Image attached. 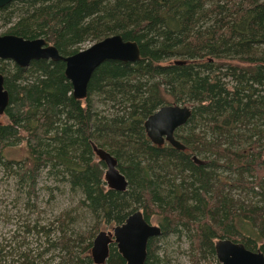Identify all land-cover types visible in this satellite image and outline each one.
<instances>
[{
    "label": "trees",
    "instance_id": "1",
    "mask_svg": "<svg viewBox=\"0 0 264 264\" xmlns=\"http://www.w3.org/2000/svg\"><path fill=\"white\" fill-rule=\"evenodd\" d=\"M202 2L203 0H17L0 8L1 18L6 26L3 33L29 39L42 37L63 56L84 48V42H94L113 34H120L124 40L136 41L140 48V59L135 62L102 61L92 72L84 99L73 97L71 83L64 75L65 64L62 60L37 59L30 61L26 67H19L10 60L0 59V73L3 74L4 88L9 94V103L3 113L5 121L0 122V166L25 187L29 198L36 195L42 172L57 180L62 168L69 180L80 186L83 204L90 210H106L110 214L116 201H122V209L128 207L131 197L134 204L143 207L146 219L153 213L157 214L161 233L173 229L177 222L176 211L181 213L182 198L176 196L179 185L175 184V179L162 176V172L170 165L171 155L166 154L165 149H176L168 143H165L166 147L151 143L144 128L140 126L139 119L157 104L163 105L173 100L171 94L164 93L161 82L150 81L159 71L172 72L185 66L183 61L160 60L176 54L172 47H167L169 42L166 40L170 39L171 34L182 35L180 50L188 57L200 55L195 51L199 48L196 47L199 46L198 40L195 47L190 42L187 43L183 30L186 32L188 28L183 25L191 23L194 9H200ZM215 12L220 17L216 19V26L208 32L209 40L207 38L204 45L210 52L214 51L213 48L226 44L227 34L245 38V45L256 40L264 43V24L261 23L264 3L240 0L239 3L228 4L226 8L217 5ZM215 53H218L217 50ZM220 65L228 68L230 77L237 76L236 69L240 68L238 65ZM246 80L257 84V87L249 84L251 90H247V94L257 96L255 100L250 101V96L239 95L237 90L229 93L223 82L212 83L207 78L197 80L190 93L200 101L203 111L212 109L213 112H219L209 118L214 134L211 148H216L219 159L207 158L205 163L193 164L190 160L193 155L186 153L184 149L181 152L185 156L177 158L178 165L175 167L179 168L176 172L182 181H189L184 176L185 165L194 172L199 182L197 197L203 217L192 223V229L198 236L197 241L200 240V247L207 251L212 249L210 237L216 234L240 242L250 250H257L263 240L260 234L264 235V128L255 137H249L247 142L243 141L238 130L245 126L244 120L253 112H258L264 121V64L250 77H245L244 82ZM93 93L105 94L116 108L114 113L123 111L118 121H115L116 124L111 117H105V122H98L91 96ZM212 93L223 96L221 110L212 108ZM143 95H146L147 102L144 100L139 105L134 98ZM245 97L247 99L244 101ZM129 101L130 110H126ZM203 101L206 105L202 104ZM122 136L126 137L127 142H133L137 146V149L131 147L126 151V155L132 160L129 164L117 163L120 172L126 174L129 191H116L107 186L91 145L95 139L104 142L105 138L115 143V138ZM199 140H191L195 143L193 151L197 155H205L201 144L203 141L198 144ZM19 146L24 150L20 158L6 155L8 150ZM102 147L105 146L102 144ZM110 147L106 149L109 150ZM116 148L121 149L119 146ZM117 154L115 157L119 159V152ZM140 159L146 160L145 166H140ZM220 167L236 176L228 185L253 186L262 192L263 198L260 208H251L243 204L235 205L230 197L219 192L217 196L222 210L221 220L212 224L211 220H218V211L214 210L209 196L212 186L211 168ZM164 184L166 187L169 185L176 198L173 201L163 200L162 204L155 206V194H158ZM125 196H129L127 202ZM55 221L58 233L49 240V264H94L90 256L93 234L70 229L64 216ZM254 226H259L258 230ZM152 238L148 240L147 251ZM112 244L104 264H124L117 250L116 254L110 255ZM34 259L25 255L22 263L40 264V259ZM144 264H147L146 259ZM149 264L158 263L152 258Z\"/></svg>",
    "mask_w": 264,
    "mask_h": 264
},
{
    "label": "rangeland",
    "instance_id": "2",
    "mask_svg": "<svg viewBox=\"0 0 264 264\" xmlns=\"http://www.w3.org/2000/svg\"><path fill=\"white\" fill-rule=\"evenodd\" d=\"M239 1L240 0H203L201 8L198 9L200 12L195 8L191 23L189 22L188 25H183L188 28L186 32L183 30L185 40L187 43L190 42L192 47H195L194 45L198 40L197 45L199 46L196 47L199 48L195 49V51L197 50L200 55L194 54L195 57H188L184 54V51L180 50L182 48V42L179 43V41L182 35L179 36V33L171 34L170 39L166 40L169 42L167 47H172L177 55L165 56L160 60L163 62L183 61V65L185 66L177 68L172 72L159 71L150 79V81L154 80L161 82L160 86L164 93L173 96V100L167 104L185 105L190 108V117L186 123L175 129L174 136L184 145L186 153L197 156L203 163L207 162V158L211 159L216 157V159H219L216 154V148H211V141H213L212 138L214 134L210 128L209 119L214 113L219 112H213L212 109L208 112L203 111V107L200 106V101L197 100L196 97L190 95L192 92V85H195L199 79L207 78V80L212 83H218L219 81L223 82L226 91L229 93H233L234 90H237V93L241 96H250V101L255 100L257 97L247 94V92L251 90L249 84L252 83L254 87H257V84H253L250 80L244 82V80L245 77H250L263 66L264 43H259L256 40L249 45H245V38L227 34L226 44L221 47H216V49L213 48V52H210L208 48L204 47L209 40L208 32L216 26V19L220 17V15L215 12L216 6L222 5L226 8L228 4H232L233 2L239 3ZM256 1L258 4L264 3V0ZM191 4L193 5V1ZM261 23L264 24V15H262ZM5 27L0 15V34L5 31ZM162 37L165 39L163 34ZM210 38L214 41L212 37ZM92 43L93 41L84 42L82 47L85 48ZM159 46L162 45L159 44ZM154 48H156V46ZM215 50H217L218 53H215ZM196 55L198 56L196 57ZM220 63L238 65L240 68L236 69L237 76L230 77L228 75V68L223 65L221 66ZM240 92H242L243 95ZM212 94L210 100L212 108L214 107V109L221 110V108H223L221 105V97L223 96L219 97L217 94ZM91 96L95 105V111L98 114V122H105V117H111L110 119L114 122L118 121L119 115H121L123 111L117 114L114 113L116 108L114 109L115 106H113V103L108 100L105 94L93 93ZM145 98L146 95H143L135 97L134 100L138 103L144 100L147 102ZM246 99L245 97L244 101ZM130 104L131 101L126 104L128 106L126 110H130ZM202 104L206 105L204 101ZM139 105H141V103ZM161 105L162 103L157 104L154 109L151 108V111L154 112ZM248 107H250V104H248ZM253 108L254 107H251V109ZM151 111L147 112L143 118L140 117L139 121L141 120V127L144 128V121L152 113ZM210 113L211 115H209ZM110 114H113V116H110ZM137 115H140L139 112H137ZM3 121H5V118L1 115L0 122ZM244 122L245 126L238 130L244 142H247L249 137H255L254 135L264 128L263 117L258 112L251 113ZM194 137L200 139L198 144L203 141L201 144L204 146L205 155H197L194 153L193 149L195 143L191 141L196 140ZM127 141L126 137L122 136L118 139L115 138V143L109 138H105L104 142L95 139L93 143L112 154L118 165H125L132 161L126 155L127 149L131 147L137 149L135 143ZM102 144L105 147H102ZM162 145L166 147L165 143ZM108 146H111L109 150L106 149ZM117 146L121 147V149L116 148ZM23 152V148L19 146L8 150L6 155L8 157L20 158ZM117 152L120 154L119 159L116 158ZM165 153L171 155L169 158L170 165L162 172V176L169 179L174 178L175 184L179 185L178 193L175 195L182 198V203H180L181 213L176 211L177 222L173 229L169 232H163L151 239L149 250L147 251L146 248V262L149 264L153 258L158 264H219L214 245L216 240L223 238V236L221 237L219 234L211 236L209 242L212 249L207 251L202 246L200 247V240L197 241L196 238H198V236L192 229V223L203 217V212L199 207L197 197L200 191L199 182L196 180L197 177L191 169L183 165L185 169L184 176L187 177L189 183L182 181L181 178L177 176L176 172L179 168L175 169V167L178 165L177 158L182 159L185 153H182L181 150L169 151V149H165ZM140 160V166H145L146 160ZM190 160L193 164L197 163L192 158H190ZM95 161L98 162L99 169L103 173L104 179L106 166L102 161L98 160L96 155ZM118 167L119 166H117V168ZM171 173L173 174L172 177L170 176ZM211 173L212 186L209 191V196L211 197L212 205H214V210L218 211V220L216 222L211 220L210 223L216 224L221 220L222 210L219 208V199L217 196L219 192L230 197L235 205L243 204L251 208H260L263 196L258 188L253 186L228 185L236 176L221 167L211 168ZM137 175L139 178V172H137ZM124 176L126 178L125 173ZM58 177L59 178L56 180L53 179V177L47 176L45 172H42L37 186V193L35 196L33 195L29 198L25 192V187L21 185L15 177L7 174V171L0 166V264H23L22 262L25 261V255L32 259L39 258L40 264H49L51 258L50 251L47 252L49 240L56 237L58 230L56 229L57 223L55 219L59 217L62 218V216L68 220L70 229L73 228L82 233L90 232L93 234V237L99 230L112 231L113 226L122 223L131 210H140L146 219L143 207L139 204H134L131 197L129 199V196H125L124 198L126 202L129 199L127 203L128 207L126 206L120 209V202L122 201H116L110 214H107L106 210H90L83 204V192L80 186L76 183H72L62 168H60V175H58ZM220 179H222V181ZM220 181L224 183L221 184ZM123 191H129L128 185ZM181 193L182 195H179ZM175 195L171 193L169 185L166 187L164 184L162 185V189L158 191V194H155L156 202L154 205L157 206L160 205V203L162 204L164 202L163 200L173 201V199L176 198ZM257 211L259 212V209ZM262 218L264 219V215ZM146 221L150 224L159 225V223H157L156 213H153L151 217L148 216ZM258 221L259 219L257 222ZM159 226L161 228V225ZM254 227L256 230L259 228V226ZM48 233L50 236H48ZM260 235L263 240L257 250L264 253V235ZM115 250H117V247L115 243H113L111 245L110 255L116 254ZM39 259L34 260L39 261Z\"/></svg>",
    "mask_w": 264,
    "mask_h": 264
},
{
    "label": "water",
    "instance_id": "3",
    "mask_svg": "<svg viewBox=\"0 0 264 264\" xmlns=\"http://www.w3.org/2000/svg\"><path fill=\"white\" fill-rule=\"evenodd\" d=\"M11 1L17 0H0V8ZM0 59L10 60L19 67H26L30 61L37 59L62 60L65 64L64 75L71 83L73 97L84 99L92 72L102 61L135 62L140 59V48L136 41L124 40L120 34H113L94 41L73 54L63 56L42 37L29 39L3 33L0 34ZM3 82V74L0 73V116L9 103V94ZM190 115L188 106L163 104L144 121L146 136L151 143H168L176 150H184V145L174 137V131L186 123ZM91 145L98 160L106 166L104 179L107 186L116 191L125 190L127 180L117 168L116 159L103 148L94 143ZM192 159L203 163L195 155ZM160 234L159 225L150 224L140 210H134L122 223L114 225L112 231L97 232L90 248L92 262L104 264L109 255L110 244L115 243L125 264H144L148 240ZM214 249L219 264H264V254L260 250H250L242 243L228 238L216 240Z\"/></svg>",
    "mask_w": 264,
    "mask_h": 264
}]
</instances>
